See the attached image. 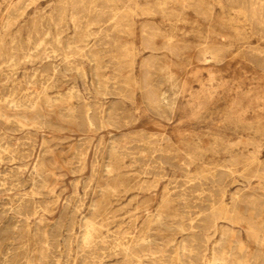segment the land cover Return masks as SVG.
Instances as JSON below:
<instances>
[{
	"label": "rangeland",
	"instance_id": "rangeland-1",
	"mask_svg": "<svg viewBox=\"0 0 264 264\" xmlns=\"http://www.w3.org/2000/svg\"><path fill=\"white\" fill-rule=\"evenodd\" d=\"M228 1L95 0L90 12L80 17L72 12L80 0H0V114H16L30 124L5 126L0 119V144L13 151V157L4 156L0 162V264H97L100 260L99 264H264V248L256 246L239 225L252 216L264 230V177L255 173L257 164H264V18L260 17L264 11L257 0ZM114 10L119 13L112 22ZM55 21L63 27H54ZM28 38L29 48L34 49L27 58ZM45 49L55 53L44 55ZM47 63L59 69L46 91L53 110L46 113L41 102L30 111H14L11 103L22 98L30 83H38ZM155 91L165 93L167 100L160 103ZM84 109L91 113L92 127L82 122ZM213 201L224 202L228 215L223 218L214 212L216 218L212 216ZM91 225L93 229H88ZM84 235L89 238L84 240ZM131 238L137 246L133 244L132 254L125 256L118 244L130 243ZM101 240L106 241L101 245ZM67 251L71 252L67 255ZM258 253L261 260L255 262Z\"/></svg>",
	"mask_w": 264,
	"mask_h": 264
},
{
	"label": "bare ground",
	"instance_id": "bare-ground-1",
	"mask_svg": "<svg viewBox=\"0 0 264 264\" xmlns=\"http://www.w3.org/2000/svg\"><path fill=\"white\" fill-rule=\"evenodd\" d=\"M26 1V0H25ZM89 1V0H88ZM100 1V0H99ZM107 1H110V0H107ZM162 1V0H161ZM226 1V0H225ZM228 1V0H227ZM241 1V0H240ZM248 1H250V0H248ZM247 1V2H248ZM252 1V0H251ZM250 1V2H251ZM254 1V0H253ZM262 1H264V0H257L255 3L256 4H259V7L262 9V11H264V2H262ZM74 2V1H73ZM95 2V0H91L90 2H88V3H85L84 1H82V0H80V4H79V6H78V8L76 9V10H74V8H73V11L72 12H74L75 13V11L77 12V14L78 15H80V17H83L84 15H86V14H88L89 12H90V10H91V6L93 5V3ZM118 2V1H117ZM116 2V3H117ZM175 2V1H174ZM182 2V1H181ZM229 2V1H228ZM231 2V1H230ZM239 2V1H238ZM242 2V1H241ZM245 2V1H244ZM25 3V2H24ZM159 3V2H158ZM234 3V2H233ZM236 3H237V0H236ZM240 3V2H239ZM253 3V2H252ZM101 4V3H100ZM199 4V3H198ZM228 4V3H227ZM232 4V3H231ZM248 4H249V2H248ZM98 5V4H97ZM104 5H107V4H104ZM146 5H148V4H146ZM236 5H238V4H236ZM244 5V4H243ZM246 5V4H245ZM23 6V5H22ZM55 6H58V5H55ZM61 6V5H60ZM99 6V5H98ZM101 6V5H100ZM112 6H114V5H112ZM181 6H183V5H181ZM228 6H230V5H228ZM248 6V5H247ZM246 6V7H247ZM253 6V5H252ZM255 6V5H254ZM103 7V6H102ZM101 7V8H102ZM105 7V6H104ZM107 7V6H106ZM105 7V8H106ZM148 7V6H147ZM152 7V6H151ZM241 7H242V4H241ZM240 7V8H241ZM258 7V6H257ZM57 8V7H56ZM59 8V7H58ZM94 8H95V6H94ZM150 8V7H149ZM238 8V7H237ZM248 8V7H247ZM20 9V8H19ZM64 9H66V8H64ZM93 9V8H92ZM107 9V8H106ZM109 9V8H108ZM251 9H252V7H251ZM18 10V9H17ZM59 10H60V8H59ZM120 10V9H119ZM145 10H146V7H145ZM147 10H148V8H147ZM149 10H151V8L149 9ZM197 10V9H196ZM245 10H247V9H245ZM256 10V9H255ZM115 11V10H114ZM131 11V10H130ZM198 11H199V9H198ZM253 11V10H252ZM257 11H260L261 12V10H257ZM57 12V11H56ZM60 12V11H59ZM93 12V11H92ZM92 12L90 13V14H92ZM97 11H95V13H96ZM109 12H112V11H109ZM127 12H128V10H127ZM148 12V11H147ZM249 13L248 14H250V11H248ZM10 13V12H9ZM58 13V12H57ZM62 13V12H61ZM117 13H119V12H117V11H115L113 14L111 13L110 15H112V16H110L111 17V19H112V22H113V20L116 18V16H117ZM132 13V12H131ZM239 13H240V11H239ZM259 12H257V14H258ZM13 14V13H12ZM51 14H53L52 12H51ZM56 14V13H55ZM59 14V13H58ZM107 14H108V12H107ZM121 14H124V13H121ZM254 14H255V11H254ZM261 14V13H260ZM14 15V14H13ZM98 15V14H97ZM109 15V14H108ZM132 15V14H131ZM51 16V15H50ZM56 16V15H55ZM70 16V15H69ZM121 16V15H120ZM60 17H61V15H60ZM79 17V18H80ZM86 17V16H85ZM90 17V16H89ZM88 17V18H89ZM95 17V16H94ZM102 17H103V15H102ZM208 17V16H207ZM247 17V16H246ZM250 17H252V15L250 16ZM261 18H264V15H262V16H260ZM7 18V17H6ZM8 18H10V17H8ZM93 18V17H92ZM95 18H97V17H95ZM99 18V17H98ZM100 18H101V16H100ZM55 19H56V17H55ZM81 19H83V18H81ZM91 19V18H90ZM107 19H109V18H107ZM120 19H121V17H120ZM248 19V18H247ZM257 19H260V18H257ZM58 20V19H57ZM78 20V19H77ZM97 20V19H96ZM101 20V19H100ZM116 20H118V19H116ZM251 20V19H250ZM261 20V19H260ZM59 21V20H58ZM102 21H103V19H102ZM107 21V20H106ZM252 21V20H251ZM256 21V20H255ZM262 22H264V20H261ZM73 22V21H72ZM261 22V23H262ZM5 23V22H4ZM49 23V22H48ZM78 23H80V22H78ZM87 23V22H86ZM110 23H111V21H110ZM260 23V22H259ZM60 24V25H59ZM92 24V23H91ZM146 24V23H145ZM43 25V24H42ZM63 25L64 24H62V23H56V21L54 22V27H56V28H58V27H60V28H62L63 27ZM251 25V24H250ZM261 25V24H260ZM260 25H259V27H260ZM49 26V25H48ZM77 26V25H76ZM84 26V25H83ZM110 26V25H109ZM146 26V25H145ZM256 26V25H255ZM258 26V25H257ZM75 27V26H74ZM104 27V26H103ZM105 27H107V26H105ZM262 28H264V27H262ZM2 29V28H1ZM59 29V28H58ZM55 30V29H54ZM103 30V29H102ZM108 30V29H107ZM78 31V30H77ZM148 32V31H147ZM58 33H59V31H58ZM98 35V34H97ZM110 35V34H109ZM148 37V36H147ZM262 37H264V36H262ZM52 38V37H51ZM101 39H103V38H101ZM58 40V39H57ZM26 41V40H25ZM31 39L30 38H28L27 39V45H26V51H28L27 53L28 54H25L24 53V56L25 57H30L31 56V51L34 49L33 47H31V48H29L30 47V45H31ZM57 42H59V41H57ZM67 43V42H66ZM68 44V43H67ZM56 45V44H55ZM151 45H152V43H151ZM202 45V44H201ZM14 46V45H13ZM68 46V45H67ZM83 47V46H82ZM81 47V48H82ZM169 47V46H168ZM217 47V46H216ZM215 47V48H216ZM35 48H38V46L37 47H35ZM54 48V47H53ZM65 48H66V46H65ZM196 48V47H195ZM225 48V47H224ZM59 48H57V50H58ZM194 49V48H193ZM219 49H220V51H221V48L219 47ZM223 49V48H222ZM47 50L48 49H45L44 50V55L46 54V52H47ZM56 50V51H57ZM69 50V49H68ZM71 50V49H70ZM190 50H192V49H190ZM197 50H199V49H197ZM25 51V50H24ZM61 51H62V49H61ZM88 51V50H87ZM162 51H164V50H162ZM76 52V51H75ZM197 52V51H196ZM260 52V51H259ZM15 53V52H14ZM48 53H55V51L53 50V49H51L50 50V52H47V54ZM170 53V52H169ZM215 53H217V52H215ZM12 54H13V52H12ZM224 54V53H223ZM258 54V53H257ZM14 55V54H13ZM44 55H42L43 57H44ZM58 55V54H57ZM61 55V53L59 54V56ZM79 55H81V54H78L77 56H79ZM198 55V54H197ZM201 55V54H200ZM2 55H1V53H0V57H1ZM48 56V55H47ZM63 56V55H62ZM76 56V57H77ZM152 55H150L149 56V58H152L151 57ZM224 56V55H223ZM68 57V56H67ZM72 57V56H71ZM75 57V56H74ZM209 57V56H208ZM216 57V56H215ZM218 57V56H217ZM65 58V57H64ZM69 58V57H68ZM42 59V58H41ZM215 59V58H214ZM217 59V58H216ZM17 60V56H16V59H15V61ZM42 60H44V59H42ZM212 60V59H211ZM66 61V60H65ZM74 61V60H73ZM93 61V60H92ZM95 61V60H94ZM29 62V61H28ZM27 62V63H28ZM33 62V61H32ZM36 62V61H35ZM34 62V63H35ZM42 62V61H41ZM63 62V64H64V60L62 61ZM68 62V61H67ZM171 62V61H170ZM141 63V62H140ZM139 63V64H140ZM16 64V63H15ZM33 64V63H32ZM72 64H73V62H72ZM75 64V63H74ZM156 64V63H155ZM154 64V65H155ZM13 65V64H12ZM47 65L48 66H44V67H46L45 69H44V73L45 74H40V78H39V80H38V83H37V81H35V82H32V83H30V85H29V87H27V88H25V90H24V92H23V96H22V98L19 100L18 99V102H16V103H11L12 104V108H13V110L14 111H17L18 109H23V110H28V111H30V110H32V109H34L35 107H37L41 102H42V104H43V107H44V110H45V112L46 113H49V112H51L52 110H53V108H54V106H53V103L54 102H52V100H51V98H49L48 97V95L46 94V91H47V89H49V87H50V83L48 82V81H54L53 79L55 78V75H56V73H57V71L59 70L58 68V70L56 71V69H55V67L53 66L52 67V65H51V63H47ZM51 65V66H50ZM67 65V64H66ZM65 65V66H66ZM70 65V64H69ZM97 65V64H96ZM77 66V65H76ZM44 67H42V68H44ZM69 67V66H68ZM68 67H66L67 68V71H68ZM75 67V66H74ZM93 67V66H92ZM114 67V66H113ZM72 68V67H71ZM102 68V67H101ZM142 68V67H141ZM65 69V68H64ZM79 69V68H78ZM80 69H81V67H80ZM99 69V68H98ZM73 70V69H72ZM75 70H77V69H75ZM151 70V69H150ZM5 71V70H4ZM10 71H12V70H10ZM32 71V69H30V71L29 72H31ZM42 71V70H41ZM66 71V70H65ZM83 71V70H82ZM142 71H143V69H142ZM142 71H141V73H142ZM149 71V70H148ZM69 72V71H68ZM59 73V72H58ZM57 73V74H58ZM81 73V72H80ZM84 73V72H83ZM97 73V72H96ZM149 73V72H148ZM14 74V73H13ZM12 74V75H13ZM15 74H17V73H15ZM14 74V75H15ZM32 74V73H31ZM36 74V73H35ZM94 74V73H93ZM113 74V73H112ZM3 75V74H2ZM6 75H8V73L6 74ZM12 75H9V77L8 78H10V80H12L14 77L12 76ZM38 75V74H37ZM85 75V74H84ZM26 76V75H25ZM24 76V77H25ZM97 76V75H96ZM4 77V76H3ZM37 77V76H36ZM98 77V76H97ZM107 77V76H106ZM115 77V76H114ZM86 78V77H85ZM111 78V77H110ZM149 78V77H148ZM24 79H28V78H24ZM59 79V78H58ZM94 79V78H93ZM180 79V78H179ZM2 80V79H1ZM34 80V79H33ZM36 80V79H35ZM97 81H98V79H96ZM103 79H101V81H102ZM146 80H148V79H146ZM151 80V79H150ZM3 81H4V79H3ZM96 81V82H97ZM141 81H142V79H141ZM149 81V80H148ZM2 82V81H1ZM26 82V81H25ZM151 82V81H150ZM27 83V82H26ZM49 83V84H48ZM105 83V82H104ZM47 84V85H46ZM58 84V83H57ZM98 84V83H97ZM148 84V83H147ZM19 85V84H18ZM23 85V84H22ZM27 85H28V83H27ZM100 85V84H99ZM98 85V86H99ZM152 85V84H151ZM14 86V85H13ZM53 86V85H52ZM98 86H97V88H98ZM102 86V85H101ZM8 87V86H7ZM19 87H20V85H19ZM22 87V86H21ZM20 87V88H21ZM90 87H92V86H90ZM100 87V86H99ZM114 87V86H113ZM1 88V87H0ZM12 88V87H11ZM57 88V87H56ZM101 88V87H100ZM99 88V89H100ZM151 88V90H152V87H150ZM7 89V88H6ZM86 89V88H85ZM111 89V88H110ZM4 90V89H3ZM2 90V91H3ZM14 90V89H13ZM54 90V89H53ZM57 90V89H56ZM102 90V89H101ZM106 90H107V88H106ZM149 89H147V91H148ZM153 90H154V88H153ZM156 90V89H155ZM1 91V90H0ZM20 91V90H19ZM109 91V90H108ZM143 91V90H142ZM4 92V91H3ZM3 92H1V93H3ZM7 92H8V89H7ZM10 92H12V91H10ZM74 92V91H73ZM72 92V93H73ZM76 92V91H75ZM111 92V91H110ZM113 92V91H112ZM145 92V91H144ZM156 92L157 91H155V94H156ZM13 93V92H12ZM15 93V92H14ZM114 93V92H113ZM146 93V92H145ZM8 95H11V94H9V93H7ZM58 94V93H57ZM69 94V93H68ZM76 94V93H75ZM94 94H96V92L94 93ZM2 95V94H1ZM4 95V94H3ZM20 95H22V94H20ZM63 95V94H62ZM61 95V96H62ZM79 95V94H78ZM96 95H100V94H96ZM102 95V94H101ZM111 95V94H110ZM115 95V94H114ZM157 95V94H156ZM5 96H6V94H5ZM59 96H60V94H59ZM67 96V95H66ZM75 96V95H74ZM109 96V95H108ZM11 97V96H10ZM20 97V96H19ZM80 97V96H79ZM82 97V96H81ZM117 97V96H116ZM119 97V96H118ZM157 98H158V100H159V102L160 103H163V102H165L166 100H167V97L165 96V93L163 94V93H161V94H158L157 96H156ZM2 98V97H1ZM0 98V99H1ZM76 98V97H75ZM8 99V98H7ZM172 99V98H171ZM6 100V99H5ZM53 100H54V98H53ZM144 100V99H143ZM71 101V100H70ZM70 101H68V102H70ZM76 101V100H75ZM82 101V100H81ZM145 101V100H144ZM151 101V100H150ZM170 101V100H169ZM1 102V101H0ZM2 102H3V100H2ZM8 102H9V100H8ZM78 103V102H77ZM146 103H147V101H146ZM145 103V104H146ZM9 104V103H8ZM158 104V103H157ZM84 105V104H83ZM146 105H148V104H146ZM162 105V104H161ZM86 106V105H85ZM84 106V107H85ZM110 106V105H109ZM149 106H150V104H149ZM4 107H5V104H4ZM81 106H79V108H80ZM83 107V108H84ZM93 107H95V106H93ZM97 107V106H96ZM150 107H152V106H150ZM150 107H148V108H150ZM157 107V106H156ZM164 107H165V105H164ZM7 108H10V106H8ZM82 108V107H81ZM82 108V109H83ZM152 108H155V106H153ZM152 108H150V110L152 109ZM160 108V107H159ZM96 108H94L93 110H95ZM113 109V108H112ZM26 110H25V112H26ZM81 110V109H80ZM85 110V111H84ZM84 110H82V114H83V118H82V122L85 124V125H87V126H89V127H92L93 126V118H92V116H91V113L89 112V109H84ZM91 110V109H90ZM107 110V109H106ZM155 110V109H154ZM160 110L161 111H163L161 108H160ZM261 110V109H260ZM61 111H64V110H61ZM77 112V111H76ZM110 112V111H109ZM157 112V111H156ZM80 113V112H79ZM99 113V112H98ZM100 113H102V112H100ZM120 113V112H119ZM163 113V112H162ZM65 114H67L66 112H65ZM97 114V113H96ZM155 114V113H154ZM67 115H69V113L67 114ZM108 115H110V113L108 114ZM106 116V115H105ZM157 116V115H156ZM107 117V116H106ZM110 117V116H109ZM70 118V117H69ZM71 118H73V116L71 117ZM105 118V117H104ZM112 118V117H111ZM110 118V119H111ZM122 118V117H121ZM261 118V117H260ZM0 119H2V121H3V124L5 123V126H6V124L8 125L9 124V126L11 125V124H14V125H16L17 127H20V128H22V127H25V126H27V125H30V124H26V120H25V117H23V118H21V117H18L16 114L15 115H9V114H0ZM102 119V118H101ZM255 119H258V118H255ZM106 120H108V119H106ZM117 120V119H116ZM120 120V119H119ZM262 120V119H261ZM2 121H0V122H2ZM257 121H259V120H257ZM108 122V121H107ZM109 122H110V120H109ZM112 123V122H111ZM110 123V125H112ZM118 125V124H117ZM41 126H43V124L41 125ZM15 127V126H14ZM119 127V126H118ZM13 128V127H12ZM120 129V128H119ZM4 130V129H3ZM11 130V129H10ZM15 130H17L16 128H15ZM8 131H9V127H8ZM13 131V130H12ZM81 131V130H80ZM79 131V132H80ZM11 132V131H10ZM14 132V131H13ZM18 132H20V131H18ZM83 132V131H82ZM0 133H1V131H0ZM25 134H27V133H25ZM41 135V134H40ZM23 136V135H22ZM25 136V135H24ZM27 136V135H26ZM36 136V135H35ZM9 137V136H8ZM113 137V136H112ZM21 139V138H20ZM26 139V138H25ZM28 139H30V138H28ZM85 139V138H84ZM10 140V139H9ZM8 140V141H9ZM32 140H34V139H32ZM137 140V139H136ZM4 141V140H3ZM2 142V141H1ZM16 142V141H15ZM27 142V141H26ZM33 142V141H32ZM34 142H35V140H34ZM129 142V141H128ZM19 143H21V141H19ZM160 143V142H159ZM24 144V143H23ZM28 144H29V142H28ZM27 144V145H28ZM245 144V143H244ZM9 145H10V143H9ZM16 144H14V146H15ZM19 145V144H18ZM27 145H25V146H27ZM35 145V144H34ZM41 145V144H40ZM158 145V144H157ZM21 146H23V145H21ZM20 146V147H21ZM11 147V146H10ZM8 145H4V144H0V162H1V160H3V158H4V156H9V157H13V151L11 150V148H10ZM130 147V146H129ZM15 148V147H14ZM149 148V147H148ZM112 149V148H111ZM154 149V148H153ZM31 150V149H30ZM33 150V149H32ZM31 150V151H32ZM152 150V149H151ZM156 150H158V149H156ZM112 151L114 152V150L112 149ZM148 151H150V150H148ZM159 151H160V149H159ZM44 152V151H43ZM151 152V151H150ZM45 153H46V151H45ZM79 153V152H78ZM78 153H76V154H78ZM97 153V152H96ZM112 153V152H111ZM25 154V153H24ZM154 154V153H153ZM168 154H169V152H168ZM247 154H249V153H247ZM84 155V154H83ZM114 155H116V154H114ZM121 155V154H120ZM124 155V154H123ZM157 155V154H156ZM161 155V154H160ZM159 155V156H160ZM163 155V154H162ZM171 155H172V153H171ZM185 155V154H184ZM170 156V155H169ZM240 156H241V154H240ZM239 156V157H240ZM43 157V156H42ZM77 157V156H76ZM152 157V156H151ZM153 157H154V155H153ZM165 157H166V155H165ZM164 157V158H165ZM172 157V156H171ZM181 157V156H180ZM25 158V157H24ZM74 158V157H73ZM160 157H158V158H156V160L157 159H159ZM162 158V157H161ZM160 158V159H161ZM249 158V157H248ZM7 159H9L8 157H7ZM20 159H22V158H20ZM25 159H28V158H25ZM43 159V158H42ZM59 159V158H58ZM159 159V160H160ZM179 159H181V158H179ZM182 159H185V158H183L182 157ZM236 159V158H235ZM10 160V159H9ZM11 160H12V158H11ZM60 160V159H59ZM151 161H152V159H150ZM154 160V159H153ZM162 160V159H161ZM165 160V159H164ZM168 160V159H167ZM234 160V159H233ZM15 161V160H14ZM23 162H25L24 160H22ZM147 161H149L148 159H147ZM181 161V160H180ZM190 161V160H189ZM231 161V160H230ZM237 161V160H236ZM238 161H239V159H238ZM9 162V161H8ZM13 162V161H12ZM157 162V161H156ZM155 162V163H156ZM163 162V161H162ZM166 162V161H165ZM186 162V161H185ZM13 163H16V162H13ZM17 163H20V162H17ZM16 163V164H17ZM149 163V162H148ZM152 163V162H151ZM160 163V162H159ZM180 163V162H179ZM158 164V163H157ZM230 164V163H229ZM110 165V164H109ZM187 165V164H186ZM189 165V164H188ZM231 165V164H230ZM23 166V165H22ZM108 166V165H107ZM155 166V165H154ZM162 166V165H161ZM182 166V165H181ZM190 166V165H189ZM192 166V165H191ZM236 166V165H235ZM234 166V167H235ZM21 167V166H20ZM148 168V167H147ZM154 168V167H153ZM17 169V168H16ZM32 169V168H31ZM96 169V168H95ZM208 169V168H207ZM15 170V169H14ZM19 170V169H18ZM144 170V169H143ZM148 170V169H147ZM153 170V169H152ZM188 170V169H187ZM233 170V169H232ZM256 170H257V172L255 171V173H258L260 176H262V177H264V164H257V166H256ZM24 171V170H23ZM26 171V170H25ZM41 171V170H40ZM144 171H146V170H144ZM160 171V170H159ZM214 171V170H213ZM15 172V171H14ZM19 172V171H18ZM109 172H112L111 170L109 171ZM108 172V173H109ZM148 172V171H147ZM228 172V171H227ZM246 172V171H245ZM11 173V172H10ZM115 173V172H114ZM146 173V172H145ZM150 173V172H149ZM15 174H16V172H15ZM155 174V173H154ZM201 174V173H200ZM209 174V173H208ZM207 174V175H208ZM250 175H251V173H249ZM204 175V174H203ZM243 175H244V173H243ZM256 175V174H255ZM22 176V175H21ZM156 176V175H155ZM206 176V175H205ZM258 176V175H257ZM256 176V177H257ZM15 177H17V176H15ZM29 177V176H28ZM202 177H204V176H202ZM251 177H254V176H252L251 175ZM4 178V177H3ZM30 178V177H29ZM117 178V177H116ZM192 178V177H191ZM220 178V177H219ZM258 178H259V176H258ZM194 179V178H193ZM196 179V178H195ZM221 179V178H220ZM155 180V179H154ZM188 180V179H187ZM260 180V179H259ZM261 181V180H260ZM152 182V181H151ZM150 182V183H151ZM220 182V181H219ZM222 182V181H221ZM246 182H247V180H246ZM262 182H264V181H262ZM198 183V182H197ZM218 182H216V184H217ZM147 184V183H146ZM214 184V183H213ZM15 185V184H14ZM103 185V184H102ZM106 185V184H105ZM108 185V184H107ZM110 185V184H109ZM192 185H194V184H192ZM191 185V187H193ZM218 185H219V183H218ZM30 186H32V185H30ZM40 186V185H39ZM101 186V185H100ZM112 186H114V184H112ZM140 186V185H139ZM6 187V186H5ZM101 187H103V186H101ZM146 187V186H145ZM191 187H189V188H191ZM109 188V187H108ZM132 188H134V187H132ZM218 188V187H217ZM38 189H40V188H38ZM103 189V188H102ZM107 189V188H106ZM110 189V188H109ZM221 188H219V190H220ZM224 189V188H223ZM138 190V189H137ZM158 190V189H157ZM156 190V191H157ZM195 190V189H194ZM31 191V190H30ZM39 191V190H38ZM107 191V190H106ZM110 191V190H109ZM108 191V192H109ZM136 191V190H135ZM240 191V190H239ZM40 192V191H39ZM104 192V191H103ZM103 192H102V195H103ZM111 192H114V191H111ZM148 192V191H147ZM150 192V191H149ZM158 192V191H157ZM196 192V191H195ZM221 192H223V191H221L220 190V193ZM31 193V192H30ZM29 193V194H30ZM74 193H75V191H74ZM101 193V192H100ZM214 193V192H213ZM33 194V193H32ZM107 194V193H106ZM105 194V195H106ZM158 194V193H157ZM204 194V193H203ZM26 195V194H25ZM86 195V194H85ZM104 195V196H105ZM172 195V194H171ZM179 195V194H178ZM181 195V194H180ZM197 195V194H196ZM219 194H217V196H218ZM233 195V194H232ZM241 195V194H240ZM17 196V195H16ZM20 196H21V194H20ZM24 196V195H23ZM44 196V195H43ZM107 196V195H106ZM158 196V195H157ZM169 197H170V194L168 195ZM192 196V195H191ZM213 196V195H212ZM221 196V195H220ZM27 197V196H26ZM46 197V196H45ZM48 197V196H47ZM71 197V196H70ZM160 197V196H159ZM232 197V196H231ZM238 197H239V194H238ZM241 197V196H240ZM243 197V196H242ZM13 198V197H12ZM25 198V197H24ZM23 198V199H24ZM68 198V197H67ZM166 198V197H165ZM168 198V197H167ZM179 198H180V196H179ZM245 198H247V197H245ZM244 198V199H245ZM26 199V198H25ZM84 199V198H83ZM182 199H184V198H182ZM181 199V200H182ZM190 199V198H189ZM220 199V198H219ZM232 199V198H231ZM254 198H252L251 200H253ZM12 200V199H11ZM217 200V199H216ZM221 200V199H220ZM235 200V199H234ZM250 200V199H249ZM28 201V200H27ZM30 201H32V199L30 200ZM42 201V200H41ZM53 201V200H52ZM170 201V200H169ZM236 201H237V199H236ZM241 201V200H240ZM243 202H245V201H247V200H242ZM254 202L255 201H257V200H253ZM12 202V201H11ZM15 202V201H14ZM19 202H21L20 200H19ZM37 202V201H36ZM154 202H156V198H155V201ZM172 202V201H171ZM170 202V203H171ZM185 202V201H184ZM214 202V201H213ZM232 202H233V200H232ZM10 203V202H9ZM13 203V202H12ZM32 203V202H31ZM83 203V202H82ZM234 203V202H233ZM238 203V202H237ZM247 203V202H246ZM248 203H249V201H248ZM22 204V203H21ZM43 204V203H42ZM96 204V203H95ZM95 204H93V205H95ZM185 204V203H184ZM241 204V203H240ZM245 204V203H244ZM252 204V203H251ZM18 205H19V203H18ZM44 205V204H43ZM46 205V204H45ZM154 205V204H153ZM233 205V204H232ZM246 205H248V204H246ZM254 205V204H253ZM3 206V205H2ZM36 206H37V204H36ZM80 206H82V204L80 205ZM97 206V205H96ZM6 207V206H5ZM14 207V206H13ZM17 207V206H16ZM19 207L20 206H18V209H19ZM31 207V206H30ZM29 207V208H30ZM43 207V206H42ZM45 207V206H44ZM149 207V206H148ZM148 207H146V209H148ZM233 206H231V208H232ZM251 207H253V206H251ZM255 207V206H254ZM7 208H9L8 206H7ZM11 208V207H10ZM15 208V207H14ZM24 208V207H23ZM27 208V207H26ZM26 208H24V209H26ZM33 207H31V209H32ZM74 208V207H73ZM90 208H92V207H90ZM136 208V207H135ZM201 208V207H200ZM199 208V209H200ZM207 208V207H206ZM208 208H209V206H208ZM230 208V209H231ZM234 208V207H233ZM232 208V209H233ZM6 209V208H5ZM11 209H13V208H11ZM17 209V210H18ZM22 209V208H21ZM31 209H29V211L31 210ZM45 209V208H44ZM56 209H57V207H56ZM55 209V210H56ZM95 209H98L99 210V208H95ZM145 208L144 209H142V211H144V210H146ZM202 209V208H201ZM200 209V210H201ZM28 210V209H27ZM33 210V209H32ZM74 210H76V209H74ZM81 210V209H80ZM92 210H94V209H92ZM2 211H4V209L2 210ZM20 211V210H19ZM28 211V212H29ZM46 211V210H45ZM72 211V210H71ZM104 211V210H103ZM155 211H156V209H155ZM158 211V210H157ZM203 211V210H202ZM209 211L211 212V215L212 216H214V212H216L219 216H223V218H224V216H226V215H228V208H227V205L224 203V202H222V201H220L219 203H212L211 205H210V209H209ZM208 211V212H209ZM6 212V211H5ZM10 213H11V211H9ZM13 212V211H12ZM16 212V211H15ZM14 212V213H15ZM34 212V211H33ZM32 212V213H33ZM50 212V211H49ZM48 212V213H49ZM100 212V211H99ZM102 212V211H101ZM148 212V211H147ZM146 212V213H147ZM162 212V211H161ZM176 212V211H175ZM232 212H233V210H232ZM232 212H230V213H232ZM7 213V212H6ZM17 213V212H16ZM23 213V212H22ZM25 213V212H24ZM23 213V214H24ZM31 213V212H30ZM55 213V212H54ZM96 213V212H95ZM95 213H93L92 215H94ZM145 213V212H144ZM146 213H145V215H146ZM149 213V212H148ZM163 213H165V212H163ZM207 213V212H206ZM8 214V213H7ZM13 214V213H12ZM33 214H35V212L33 213ZM43 214V213H42ZM47 214V213H46ZM70 214V213H69ZM89 214V213H88ZM91 214V213H90ZM203 214H205V212L203 213ZM2 215V214H1ZM4 215V214H3ZM27 215V214H26ZM96 215V214H95ZM144 215V216H145ZM200 215V214H199ZM199 215H196V217L197 216H199ZM5 216V215H4ZM17 216V215H16ZM31 216V215H30ZM52 216V215H51ZM72 216V215H71ZM75 216V215H74ZM90 216V215H89ZM98 216V215H97ZM102 216H104V215H102ZM156 216V215H155ZM189 216H190V214H189ZM236 216H237V214H236ZM6 217V216H5ZM13 217V216H12ZM28 217V216H27ZM61 217H63L62 215H61ZM70 217V216H69ZM73 217V216H72ZM88 217V216H87ZM171 217V216H170ZM202 217V216H201ZM215 217V216H214ZM229 217V216H228ZM9 218V217H8ZM11 218V217H10ZM58 218H60V217H58ZM74 218V217H73ZM90 218V217H89ZM92 218V217H91ZM90 218V219H91ZM98 218V217H97ZM103 218V217H102ZM124 218V217H123ZM206 218H207V216H206ZM216 218V217H215ZM236 218H238V216L236 217ZM240 218V217H239ZM239 218H238V220H239ZM32 219V218H31ZM71 219V218H70ZM69 219V220H70ZM135 219V218H134ZM154 219V218H153ZM152 219V220H153ZM165 219H167V218H165ZM198 219V218H197ZM199 219H201V218H199ZM205 219V218H204ZM241 220H242V218H240ZM13 220V219H12ZM26 220V219H25ZM56 220H58V219H56ZM56 220H54V221H56ZM72 220V219H71ZM74 220V219H73ZM83 220H86L85 218H83L82 219V222H83ZM93 220H95V219H93ZM102 220V219H101ZM219 220V219H218ZM232 220V219H231ZM234 220V219H233ZM6 221H7V219H6ZM5 221V222H6ZM10 221V220H9ZM8 221V222H9ZM14 222L16 221V220H13ZM18 221V220H17ZM22 221V220H21ZM30 221V220H29ZM42 221V220H41ZM53 221V222H54ZM87 221H89V220H87ZM87 221H84V223L85 222H87ZM103 221V220H102ZM196 221V220H195ZM199 221V220H198ZM210 221V220H209ZM216 221V220H215ZM214 221V222H215ZM235 221V220H234ZM57 222V221H56ZM73 222V221H72ZM90 222V221H89ZM88 222V223H89ZM188 222H190V221H188ZM192 222V221H191ZM204 222V221H203ZM212 222V221H211ZM210 222V223H211ZM231 222V221H230ZM256 221H255V218L254 217H252V216H250L248 219L247 218H245V220H243L242 222H239V225L241 226V227H243V229L245 230V233H246V235L251 239V240H253V241H255V242H257L258 243V245L257 244H255L256 246H259L261 249L262 248H264V230H260V228L258 227V225L255 223ZM4 223V222H3ZM23 223V222H22ZM58 223V222H57ZM67 223V222H66ZM70 223V222H69ZM69 223L67 224V225H69ZM97 223V222H96ZM99 223V222H98ZM102 223V222H101ZM101 223H99V224H101ZM159 223V222H158ZM158 223H156V224H158ZM161 223V222H160ZM199 224H200V222H198ZM262 223V222H261ZM12 224V223H11ZM71 224V223H70ZM94 224V223H93ZM105 224V223H104ZM170 224V223H169ZM175 224V223H174ZM193 224V223H192ZM203 224H205V223H203ZM2 225V224H1ZM6 225H8V224H6ZM23 225V224H22ZM26 225V224H25ZM53 225V224H52ZM96 225V224H95ZM94 225V226H95ZM162 225V224H161ZM179 225V224H178ZM182 225V224H181ZM181 225H179L180 227H181ZM195 225V224H194ZM198 225V224H197ZM206 225V224H205ZM212 225H213V222H212ZM215 225V224H214ZM14 226V225H13ZM72 226V225H71ZM82 227H83V225H81ZM88 226V225H87ZM87 226H86V228H87ZM92 226V225H91ZM163 226V225H162ZM166 226H168V225H166ZM169 226H171V225H169ZM201 226H202V224H201ZM200 226V227H201ZM262 226H264V225H262ZM5 226H3L2 225V228H4ZM9 227H11V226H9ZM18 227V226H17ZM22 227V226H21ZM25 227V226H24ZM43 227V226H42ZM50 227H52V226H50ZM57 227H58V225H57ZM84 227H85V224H84ZM98 227H100V226H98ZM120 227V226H119ZM209 227V226H208ZM207 227V228H208ZM211 227H213V226H211ZM225 227V226H224ZM240 227V228H241ZM8 228V227H7ZM40 228V227H39ZM49 228V227H48ZM60 228V227H59ZM89 228H91V229H93V226L92 227H88V229ZM189 228V227H188ZM196 228H197V226H196ZM204 228V227H203ZM226 228V227H225ZM12 229H13V227H12ZM11 229V230H12ZM16 229H18V228H16ZM28 229V228H27ZM61 229V228H60ZM69 229V228H68ZM87 229V230H88ZM97 229V228H96ZM100 229V228H99ZM98 229V230H99ZM118 229V228H117ZM168 229V228H167ZM170 229V228H169ZM175 229V228H174ZM183 229H186V228H183ZM199 229V228H198ZM205 229V228H204ZM2 230V229H1ZM20 230H22L21 228H20ZM19 230V231H20ZM41 230H43V229H40V231ZM65 230V229H64ZM71 230V229H70ZM69 230V231H70ZM84 230V229H83ZM82 230V231H83ZM115 230V229H114ZM158 230V229H157ZM189 230H194V229H189ZM200 230V229H199ZM207 230V229H206ZM205 230V231H206ZM210 230V229H209ZM229 230V229H228ZM243 230V231H244ZM8 231V230H7ZM23 231V230H22ZM27 231V230H26ZM28 231H29V229H28ZM49 231V232H48ZM47 232L48 233H50V230H48ZM68 231V232H69ZM72 231H73V229H72ZM90 231V230H89ZM94 231V230H93ZM146 231H148L147 229H146ZM186 231H187V229H186ZM65 232V231H64ZM67 232V231H66ZM65 232V233H66ZM100 232V231H99ZM141 232H143L142 230H141ZM189 232V231H188ZM207 232V231H206ZM209 232V231H208ZM224 232H225V230H224ZM4 233V232H3ZM6 233V232H5ZM4 233V234H5ZM10 233V232H9ZM13 233V232H12ZM27 233V232H26ZM39 233V232H38ZM37 233V234H38ZM60 233V232H59ZM85 233H86V231H85ZM89 233V232H88ZM87 233V234H88ZM181 233V232H180ZM226 233V232H225ZM15 234H16V232H15ZM25 234V233H24ZM41 234H42V232H41ZM44 234V233H43ZM45 234H47V233H45ZM81 234H83V233H81ZM80 234V235H81ZM94 234H96V233H94ZM142 234V233H141ZM144 234V233H143ZM196 234V233H195ZM223 234V233H222ZM3 235V234H2ZM2 235H0V236H2ZM5 235H7V234H5ZM52 235V234H51ZM71 235V234H70ZM70 235H68V236H70ZM120 235V234H119ZM125 235V234H124ZM123 235V236H124ZM140 234H138L137 236H139ZM224 235V234H223ZM7 236H9V235H7ZM13 236V235H12ZM18 236V235H17ZM25 236H26V234H25ZM41 236V235H40ZM50 236V235H49ZM87 236V235H86ZM97 236V235H96ZM95 236V237H96ZM143 236V235H142ZM153 236V235H152ZM196 236V235H195ZM198 236V235H197ZM200 236H201V234H200ZM199 236V237H200ZM22 237V236H21ZM82 237V236H81ZM84 237H85V235H84ZM106 237V236H105ZM108 237V236H107ZM113 237V236H112ZM134 236L132 235V238H133ZM140 237V236H139ZM186 237H188V236H186ZM193 237V236H192ZM198 237V238H199ZM205 237V236H204ZM209 237V236H208ZM235 237V236H234ZM233 237V238H234ZM5 238V237H4ZM3 238V239H4ZM32 238V237H31ZM44 238V237H43ZM87 238H89V235H88V237H85V238H83L84 240L85 239H87ZM90 238H92V236H90ZM121 238H122V235H121ZM132 238H131V240H132ZM138 238V237H137ZM152 238H155V237H152ZM196 238V237H195ZM201 238H203V236L202 237H200L199 239H201ZM224 238H225V235H224ZM14 239V238H13ZM36 239V238H35ZM39 239H40V237H39ZM54 239V238H53ZM56 240H58L57 238H55ZM54 239V240H55ZM79 239V238H78ZM82 239V238H81ZM101 239V238H100ZM108 239V238H107ZM117 239V238H116ZM186 239V238H185ZM184 239V240H185ZM192 239V238H191ZM197 239V238H196ZM227 239V238H226ZM235 239V238H234ZM17 240V239H16ZM42 240V239H41ZM55 240V241H56ZM80 240V239H79ZM95 240V239H94ZM121 240V239H120ZM124 240V239H123ZM126 240V239H125ZM130 240V243H127V244H125V242H124V244H121L122 242H120L119 244H118V242H117V244H118V246H120L121 248L120 249H122L123 251H124V255L125 256H128V255H131L132 254V252H131V249H130V247H132V249H133V247L134 246H132L134 243H136V241H134V240H132L131 241ZM142 240V239H141ZM147 240H149L148 238H147ZM153 240V239H152ZM190 240V239H189ZM224 240V239H223ZM232 240V239H231ZM3 241V240H2ZM21 241V240H20ZM20 241H19V243H20ZM24 241V240H23ZM26 241V240H25ZM37 241V240H36ZM55 241L53 242V243H55ZM62 241H67V243H69L70 241H68V240H65V238L62 240ZM74 241V240H73ZM81 241V240H80ZM87 241V240H86ZM85 241V242H86ZM102 241H106V240H101V242ZM114 241H115V239H114ZM113 241V242H114ZM119 241V240H118ZM134 241V242H133ZM143 241V240H142ZM146 241V240H145ZM154 241H155V239H154ZM187 241V240H186ZM192 241V240H191ZM194 241H196V240H194ZM202 241V240H201ZM30 242V241H29ZM44 242H47V241H44ZM91 242V241H90ZM95 242V241H94ZM100 242V241H99ZM128 242V241H127ZM144 242V241H143ZM189 242V241H188ZM205 242V241H204ZM209 242V241H208ZM225 242V241H224ZM234 242H236V241H234ZM6 243H7V241H6ZM9 243V242H8ZM66 243V242H65ZM66 243V244H67ZM83 243H84V241H83ZM82 243V244H83ZM112 243V242H111ZM141 243V242H140ZM139 243V244H140ZM149 243V242H148ZM151 243V242H150ZM184 243V242H183ZM195 243V242H194ZM198 243H200V242H198ZM198 243H197V245H198ZM4 244V243H3ZM13 244V243H12ZM25 244V243H24ZM38 244V243H37ZM45 244V243H44ZM47 244V243H46ZM45 244V245H46ZM63 244H64V242H63ZM73 244V243H72ZM91 244V243H90ZM94 244V243H93ZM103 244V242L101 243V245ZM105 244V243H104ZM116 244V243H115ZM152 244H154V243H152ZM160 244H162V243H160ZM172 244V243H171ZM182 244V243H181ZM192 244V243H191ZM190 244V245H191ZM5 245V244H4ZM10 245V244H9ZM27 245H28V243H27ZM39 245V244H38ZM50 245V244H49ZM51 245H52V243H51ZM55 245V244H54ZM58 245V244H57ZM69 245V249H71L70 247H71V245L70 244H68ZM79 245H80V243H79ZM83 245H85V244H83ZM98 245V244H97ZM107 244H105V246H106ZM112 245V244H111ZM110 245V246H111ZM134 245H136V244H134ZM147 245V244H146ZM173 245V244H172ZM184 245H187V244H184ZM195 244H193L192 246H194ZM211 245V244H210ZM220 245H221V243H220ZM223 245V244H222ZM221 245V246H222ZM40 246V245H39ZM47 246V245H46ZM66 246V245H65ZM65 246H63V247H65ZM88 246V245H87ZM93 246V245H92ZM108 246H109V244H108ZM137 246V245H136ZM140 246V245H139ZM152 246V245H151ZM181 246V245H180ZM220 246V247H221ZM12 247V246H11ZM10 247V248H11ZM20 247V246H19ZM24 247V246H23ZM28 247V246H27ZM42 247V246H41ZM40 247V248H41ZM80 247V246H79ZM94 247V246H93ZM101 247H103V246H101ZM111 247H113V246H111ZM169 247V246H168ZM173 247V246H172ZM200 247V246H199ZM6 248V247H5ZM16 248V247H15ZM22 248V247H21ZM21 248H19L20 250L19 251H21ZM43 248V247H42ZM45 248V247H44ZM48 248V247H47ZM54 248V247H53ZM68 248V247H67ZM88 248V247H87ZM86 248V249H87ZM92 248V247H91ZM108 248V247H107ZM171 247H169V249H170ZM180 248H182V247H180ZM194 248V247H193ZM243 248V247H242ZM242 248H240V249H242ZM46 249V248H45ZM69 249H67V250H69ZM80 249H82V248H80ZM84 250H85V248H83ZM95 249V248H94ZM102 249H104V247L102 248ZM136 249H137V247H136ZM184 249H187V248H184ZM195 249H196V247H195ZM217 249H218V247H217ZM216 249V250H217ZM251 249V248H250ZM7 250V249H6ZM10 250V249H9ZM25 250V249H24ZM23 250V251H24ZM38 251L39 250H41V249H37ZM48 250V249H47ZM52 250V249H51ZM64 250H65V248H64ZM78 250H79V248H78ZM89 250V249H88ZM87 250V251H88ZM97 250H98V248H97ZM115 250H118V249H115ZM144 250H145V248H144ZM146 250H148V249H146ZM154 250V249H153ZM200 250V249H199ZM202 250V249H201ZM203 250H205L204 248H203ZM202 250V251H203ZM218 250H220V249H218ZM234 250V249H233ZM43 251H46V250H43ZM56 250H54V252H55ZM72 251V250H71ZM70 251V252H71ZM100 251V250H99ZM114 251V250H113ZM120 251V250H119ZM166 251H170V250H167L166 249ZM171 251H173V250H171ZM189 251V250H188ZM198 251V250H197ZM222 251V250H221ZM231 251H232V249H231ZM248 251V250H247ZM258 251V250H257ZM4 252V251H3ZM6 252V251H5ZM7 252H8V250H7ZM17 252V251H16ZM26 252V251H25ZM27 252H28V250H27ZM26 252V253H27ZM57 252V251H56ZM55 252V253H56ZM69 252V253H70ZM86 252V251H85ZM96 252V251H95ZM102 252V251H101ZM141 252V251H140ZM194 253H195V251H193ZM205 252H207V249H206V251ZM216 252V251H215ZM219 252V251H218ZM241 252V251H240ZM260 252V251H259ZM20 253H22V252H20ZM30 253V252H29ZM40 253V252H39ZM42 253V252H41ZM47 253V252H46ZM45 253V254H46ZM52 253V252H51ZM68 253V251H67V253H65V254H69ZM171 253H173V252H171ZM182 253V252H181ZM181 253H180V255H181ZM224 253H225V251H224ZM6 254V253H5ZM25 254V253H24ZM60 254V253H59ZM65 254H64V256H65ZM93 254V253H92ZM97 254V253H96ZM118 254V253H117ZM122 254V253H121ZM149 254V253H148ZM183 254V253H182ZM186 254H188V252L186 253ZM189 254H191V251L189 252ZM188 254V256H191V255H189ZM195 254H197V253H195ZM194 254V255H195ZM212 254V253H211ZM215 254V253H214ZM228 254V253H227ZM256 254V253H255ZM254 254V255H255ZM1 255V254H0ZM23 255V254H22ZM27 255V254H26ZM31 255V254H30ZM38 255V254H37ZM43 255V254H42ZM47 255V254H46ZM66 255V256H67ZM90 255V254H89ZM111 255H113V254H111ZM142 255V254H141ZM146 255V254H145ZM193 255V256H194ZM204 255H205V253H204ZM220 255H222V254H220ZM225 255V254H224ZM231 255V254H230ZM2 256V255H1ZM7 256H9V255H7ZM39 256V255H38ZM57 256H59V255H57ZM61 256V255H60ZM65 256V257H66ZM82 256V255H81ZM84 256V255H83ZM117 256V255H116ZM125 256H124V258H125ZM153 256V255H152ZM162 256V255H161ZM164 256H166V255H164ZM169 256H171V255H169ZM169 256H168V258H169ZM174 256H175V254H174ZM183 255H181V257H182ZM187 256V257H188ZM192 256V257H193ZM213 256H215V255H213ZM235 256H236V254H235ZM240 256H241V254H240ZM253 256V255H252ZM26 257V256H25ZM35 257V256H34ZM56 257V256H55ZM90 257V256H89ZM88 257V258H89ZM156 257V256H155ZM158 257V256H157ZM176 257V256H175ZM186 257V256H185ZM219 257V256H218ZM224 257H226V256H224ZM228 257V256H227ZM226 257V258H227ZM260 257H262V253H258L257 255H255V256H253V259L255 260V262H258L259 260H261L260 259ZM5 257H3V259H4ZM18 258V257H17ZM27 258V257H26ZM50 258V257H49ZM69 258H71V257H69ZM81 258V257H80ZM91 258H92V256H91ZM99 258V257H98ZM134 258V257H133ZM136 258V257H135ZM142 258V257H141ZM140 258V259H141ZM183 258V257H182ZM198 258V257H197ZM201 258V257H200ZM239 258V257H238ZM39 259V258H38ZM77 259V258H76ZM83 259V258H82ZM81 259V260H82ZM139 259V260H140ZM144 259V258H143ZM150 259V258H149ZM155 259V258H154ZM165 259V258H164ZM163 259V260H164ZM169 259H171V258H169ZM202 259V258H201ZM223 259V258H222ZM221 259V260H222ZM232 259V258H231ZM253 259H252V261H253ZM1 260V259H0ZM32 260V259H31ZM35 260V259H34ZM45 260V259H44ZM47 260V259H46ZM85 260H86V258H85ZM97 260V259H96ZM186 258H185V262H186ZM214 259H212V261H213ZM251 260V259H250ZM18 261V260H17ZM28 261V260H27ZM33 261V260H32ZM36 261V260H35ZM34 261V262H35ZM38 261V260H37ZM40 261H41V258H40ZM51 261V260H50ZM53 261V260H52ZM54 261H56V260H54ZM69 261H70V259H69ZM99 261V260H98ZM101 261V260H100ZM100 261H99V263H100ZM156 261H158V260H156ZM172 261V260H171ZM190 261V260H189ZM203 261V260H202ZM211 261V262H212ZM216 261V260H215ZM222 261H224V259L222 260ZM5 262V261H4ZM26 262V261H25ZM24 262V263H25ZM30 261H28V263H29ZM33 262V263H34ZM43 262V261H42ZM64 262V261H63ZM93 262H94V260H93ZM151 262H152V260H151ZM160 262H162V261H160ZM165 262H167V261H165ZM168 262H170V261H168ZM188 262V261H187ZM192 262V261H191ZM196 262V261H195ZM194 262V263H195ZM225 262H227L226 260H225ZM224 262V263H225ZM251 262V261H250ZM8 263V262H7ZM37 263H40V262H37ZM52 263V262H51ZM56 263V262H55ZM83 263V262H82ZM81 263V264H82ZM90 263V262H89ZM99 263H97V264H99ZM153 264H154V262H152ZM157 263V262H156ZM201 263V262H200ZM199 263V264H200ZM212 263H214V262H212ZM241 263V262H240ZM9 264H10V262H9ZM22 264V263H21ZM26 264V263H25ZM43 264V263H42ZM74 264V263H73ZM80 264V263H79ZM84 264V263H83ZM93 264V263H92ZM95 264V263H94ZM161 264H165V263H161ZM171 264H173V263H171ZM185 264V263H184ZM190 264V263H189ZM193 264V263H192ZM215 264V263H214ZM219 264V263H218ZM229 264H231L230 262H229ZM233 264V263H232ZM235 264V263H234ZM247 264H249V263H247ZM251 264H253V262L251 263ZM255 264V263H254ZM258 264H259V262H258Z\"/></svg>",
	"mask_w": 264,
	"mask_h": 264
}]
</instances>
